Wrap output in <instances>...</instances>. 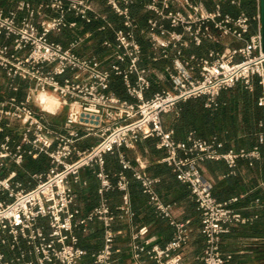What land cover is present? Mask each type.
Returning a JSON list of instances; mask_svg holds the SVG:
<instances>
[{"label": "built area", "instance_id": "2783aa9c", "mask_svg": "<svg viewBox=\"0 0 264 264\" xmlns=\"http://www.w3.org/2000/svg\"><path fill=\"white\" fill-rule=\"evenodd\" d=\"M243 1L17 0L7 3L9 9L0 8V73L9 90L0 94V264H83L89 253L80 246L77 232L87 233L95 221L102 225L103 244L91 256L92 263L120 264L116 242L122 232L115 223L132 217V202L126 175L120 173L113 182L106 171L107 157L116 154L124 169L133 171L156 215L175 229L172 240L160 246L149 238V227L134 228L129 251L133 264L144 258L154 264H185L182 251L191 239V222L175 218L174 205L157 191L159 178L133 169L120 154L122 148L149 139L166 150L161 163L188 187L196 204L204 241L201 261L227 264L222 236L250 220L233 209L236 198L215 197L214 183L199 163L224 161L233 173L239 160H258L260 152L221 153L216 138L193 134L189 143L179 142L165 118L177 115L178 106L192 99L206 98V107H211L222 91L237 85L253 91L255 79L264 89V0H246L254 5L253 16L224 12L226 5L239 9ZM138 2L147 15L144 25L131 13ZM103 8L121 20V27H114ZM93 24H98L97 32L111 30L114 38L102 42V58L82 51L94 37L84 29ZM67 30L74 36L69 43L51 39ZM113 76L122 78L133 101L110 90ZM21 84L27 86L22 98ZM42 95L58 101L55 112L46 109ZM259 106L264 108V94ZM63 108L67 116L55 128L47 116ZM91 137L96 143L82 150L81 142ZM259 140L264 143V132ZM38 154L48 158V171L31 173L26 184L18 181L27 159ZM87 168L97 169L100 203L82 216L73 184L81 182V171ZM113 191L121 194L119 216L107 199Z\"/></svg>", "mask_w": 264, "mask_h": 264}, {"label": "crops", "instance_id": "0c3cea01", "mask_svg": "<svg viewBox=\"0 0 264 264\" xmlns=\"http://www.w3.org/2000/svg\"><path fill=\"white\" fill-rule=\"evenodd\" d=\"M190 52H196V49ZM136 80L137 75H133V83ZM125 100L133 101L128 94ZM257 105L259 106V101ZM223 106L225 107V104ZM229 110V117L225 121L215 122L214 135L221 138L222 144L218 151L226 153L230 150L239 152L241 150L252 151L257 148L260 158L252 162L245 159L239 160L233 173H230L224 161L205 160L199 163V169L213 181L215 197L219 201L236 198L237 202L233 205V209L250 220L246 224L230 227L229 233L222 236L221 253L227 264H264V146L262 151L259 140V136L264 132V122L253 117L254 108L248 112L250 116L248 124L243 120V110L240 104L234 106L231 103ZM219 111L223 112V107ZM168 119H171V123L169 125L166 123V128L174 130L175 113L170 114ZM191 134L187 133L185 138L179 142L189 143L188 139ZM210 136L208 135L209 138ZM88 146L91 145L87 144L83 147L80 144L82 150ZM120 154L133 169L143 168L149 176L161 180L157 191L165 202L174 205L175 218L180 222H191V239L182 251L184 263L204 264L201 261L204 241L200 234V216L188 187L176 180L170 167L161 163L167 155L166 150L158 147L156 139H149L131 148H122ZM31 161H39L38 166L41 168L31 170ZM49 167L50 162L46 156L38 154L30 157L20 170L17 180L26 184L31 173H45ZM96 170V168L83 169L80 174L81 182L73 184L76 205L81 210L82 216H87L100 203ZM106 171L113 182L122 172L130 182L132 217L118 219L115 223L116 230L122 232L116 242V249L119 250L116 257L120 260V264H133L129 251L130 237L134 228L149 227V238L160 246H165L172 240L175 229L168 220L156 215L149 204V197L142 192L141 184L133 178V171L124 169L118 154L107 157ZM82 182H86L87 185L84 186ZM107 199L116 215L119 216L117 208L122 204L121 194L119 192L109 193ZM98 226L102 230L100 222H94L91 233L95 232ZM102 244L103 231L100 238L101 247ZM83 264L91 263L85 259ZM142 264L154 263L144 258Z\"/></svg>", "mask_w": 264, "mask_h": 264}, {"label": "trees", "instance_id": "16d2710c", "mask_svg": "<svg viewBox=\"0 0 264 264\" xmlns=\"http://www.w3.org/2000/svg\"><path fill=\"white\" fill-rule=\"evenodd\" d=\"M17 0H0V8L4 7L6 9L11 8L10 3L8 2H15ZM31 2H37L38 0H30ZM240 11H245L249 16H253L255 14V8L252 2H248L246 0L243 1L241 8H233L230 6L224 7V12L230 13L232 15H237ZM103 12L108 16L109 21L114 25L115 28L121 27V20L117 18L110 10L103 8ZM132 16L137 18L138 23L144 25L147 15L142 12L141 3H137L131 7ZM98 24H93L86 26L84 31H92L94 32L93 43L96 47V55L99 58L104 56L105 50L101 47L102 42L105 39L114 42V38L112 35V31H108L105 33L97 32ZM74 36L73 33L69 30L65 31L60 36H52L51 39L56 42H61L63 44L69 43L73 40ZM137 40L140 42L145 51L148 50V44L139 36L137 33ZM199 53V50H196ZM21 91L19 97L22 98L24 95V90L26 89L25 84H21ZM110 90L120 97L121 99H127L126 89L121 77L113 76L110 84ZM157 90V88H154ZM264 94L263 87L259 84V80H254V90L250 91L245 89L241 85H237L233 89L222 91L219 97L216 99L215 104L211 107H206L207 99L206 98H199V99H192L187 102L181 103L178 106V114H175L174 120V130H175V139L177 141L183 140L187 133H192L195 137L204 139V140H212L214 138L217 139L219 143L220 137H216L214 135V127L215 122H221L222 120H226L229 117V107L230 104L233 103L234 106L240 104L242 107L243 113V120L248 124L249 120V113L252 108H254V116L256 120L264 122V108L259 107L257 105L259 98L262 97ZM256 101V102H255ZM225 104V107L223 106ZM223 107V112H220V108ZM170 115L166 116L168 119ZM165 118V124H166ZM52 126L57 128L60 127L64 121L59 119H55L52 122ZM264 127V126H263ZM210 136V138L208 137ZM264 143L261 144V148L263 151ZM39 161H31V170H37L39 167ZM96 175V174H95ZM117 192V191H113ZM112 193V192H110ZM109 194V193H108ZM96 222V221H95ZM91 222L88 224V232H77V235L80 239V246L88 251L89 256L86 258L88 262L92 263L91 256L100 250V238L102 236V230L97 227L96 231L91 233L92 224Z\"/></svg>", "mask_w": 264, "mask_h": 264}, {"label": "rangeland", "instance_id": "374dc122", "mask_svg": "<svg viewBox=\"0 0 264 264\" xmlns=\"http://www.w3.org/2000/svg\"><path fill=\"white\" fill-rule=\"evenodd\" d=\"M82 51L85 53V54H89L93 51L96 52V47L93 43V41H90V42H87L84 44L83 48H82ZM7 85V78L5 77V75H3V73L1 72L0 73V94L1 95H7L9 93V90L7 89L6 87ZM36 105V104H35ZM67 108H63L61 109L57 115H48L47 118L49 119L50 122H52L53 120L55 119H59L61 121H64L66 116H67ZM171 119H167V125H169L171 123L170 121ZM97 139L96 138H88L84 141L81 142V145L84 147V146H87L88 145H92L94 142H96ZM86 144V145H85Z\"/></svg>", "mask_w": 264, "mask_h": 264}, {"label": "bare ground", "instance_id": "6f19581e", "mask_svg": "<svg viewBox=\"0 0 264 264\" xmlns=\"http://www.w3.org/2000/svg\"><path fill=\"white\" fill-rule=\"evenodd\" d=\"M39 99L46 103V109H48L51 112H55L58 106V101L55 98L53 97L47 98L44 95H42L39 97Z\"/></svg>", "mask_w": 264, "mask_h": 264}, {"label": "water", "instance_id": "95a60500", "mask_svg": "<svg viewBox=\"0 0 264 264\" xmlns=\"http://www.w3.org/2000/svg\"><path fill=\"white\" fill-rule=\"evenodd\" d=\"M263 13H264V10H263Z\"/></svg>", "mask_w": 264, "mask_h": 264}]
</instances>
